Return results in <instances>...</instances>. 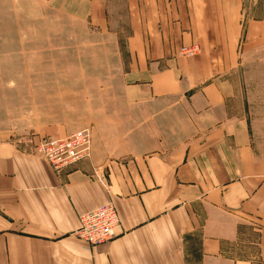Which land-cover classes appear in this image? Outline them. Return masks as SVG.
I'll list each match as a JSON object with an SVG mask.
<instances>
[{
    "label": "crops",
    "instance_id": "crops-1",
    "mask_svg": "<svg viewBox=\"0 0 264 264\" xmlns=\"http://www.w3.org/2000/svg\"><path fill=\"white\" fill-rule=\"evenodd\" d=\"M69 1L114 55L110 0ZM123 1L121 92L91 97L88 126L41 131L86 126L90 156L54 171L35 139L0 133V264H264V110L250 106L264 17L244 19L242 0ZM108 201L120 230L88 245L79 216Z\"/></svg>",
    "mask_w": 264,
    "mask_h": 264
},
{
    "label": "rangeland",
    "instance_id": "rangeland-1",
    "mask_svg": "<svg viewBox=\"0 0 264 264\" xmlns=\"http://www.w3.org/2000/svg\"><path fill=\"white\" fill-rule=\"evenodd\" d=\"M110 3L111 30L121 35H116L112 56V43L91 35L92 26L79 4L0 0V133L29 143L61 137L41 131L51 127L55 133L84 122L88 126L90 119L84 110L91 109V97L121 92L129 23L124 1ZM73 9L80 13L69 14ZM242 15L244 19L264 17V0H242ZM93 42L98 45L91 46ZM259 76L260 72L246 75L247 82ZM263 94L259 92L257 98ZM250 106L257 113L264 110L259 100Z\"/></svg>",
    "mask_w": 264,
    "mask_h": 264
},
{
    "label": "built area",
    "instance_id": "built-area-1",
    "mask_svg": "<svg viewBox=\"0 0 264 264\" xmlns=\"http://www.w3.org/2000/svg\"><path fill=\"white\" fill-rule=\"evenodd\" d=\"M198 51L197 46H188L180 49L179 54L192 56ZM33 150L35 155L45 160L54 171H60L90 156V130L84 127L65 137L42 138L33 143ZM94 174L97 181L106 183L103 173ZM120 227V218L114 204L108 201L82 213L74 234L88 245H95L116 237Z\"/></svg>",
    "mask_w": 264,
    "mask_h": 264
}]
</instances>
